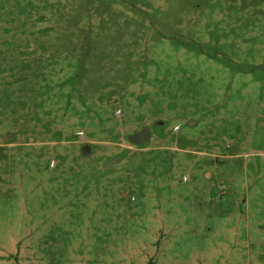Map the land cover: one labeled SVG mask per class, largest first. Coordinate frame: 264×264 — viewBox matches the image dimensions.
Wrapping results in <instances>:
<instances>
[{
	"label": "rangeland",
	"instance_id": "374dc122",
	"mask_svg": "<svg viewBox=\"0 0 264 264\" xmlns=\"http://www.w3.org/2000/svg\"><path fill=\"white\" fill-rule=\"evenodd\" d=\"M0 264H264V0H0Z\"/></svg>",
	"mask_w": 264,
	"mask_h": 264
},
{
	"label": "flooded vegetation",
	"instance_id": "af4514ba",
	"mask_svg": "<svg viewBox=\"0 0 264 264\" xmlns=\"http://www.w3.org/2000/svg\"><path fill=\"white\" fill-rule=\"evenodd\" d=\"M150 136L148 130L146 129L145 131L138 132L136 135L132 136L131 139L132 141H138L141 139H148Z\"/></svg>",
	"mask_w": 264,
	"mask_h": 264
}]
</instances>
